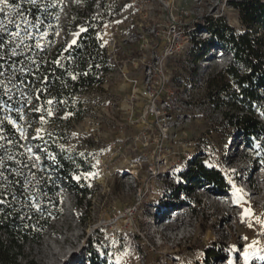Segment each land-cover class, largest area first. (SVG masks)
I'll use <instances>...</instances> for the list:
<instances>
[{
  "label": "rangeland",
  "instance_id": "rangeland-1",
  "mask_svg": "<svg viewBox=\"0 0 264 264\" xmlns=\"http://www.w3.org/2000/svg\"><path fill=\"white\" fill-rule=\"evenodd\" d=\"M21 1L45 15L51 11L57 33L82 22L111 24L120 43L116 60L138 81H125L117 64L77 92L83 111L57 146L62 175L54 177L47 165L29 176L8 211L17 228L7 230L26 234L15 243L22 253L17 262L87 264L93 249L102 264H264V138L246 141L229 120L244 110L223 103L222 95L210 97L207 88L228 53L219 56L215 44L205 56L197 51L203 56L195 62L191 44L168 57V81L150 85L158 104L153 114L140 93L148 79L139 57L162 48L163 37L151 31L166 35L173 15L185 31L207 35L211 17L242 32L230 0ZM140 34L149 39L143 49ZM257 35L264 37V30ZM253 113L264 123V102ZM197 161L218 171L227 186H189L181 172Z\"/></svg>",
  "mask_w": 264,
  "mask_h": 264
},
{
  "label": "built area",
  "instance_id": "built-area-1",
  "mask_svg": "<svg viewBox=\"0 0 264 264\" xmlns=\"http://www.w3.org/2000/svg\"><path fill=\"white\" fill-rule=\"evenodd\" d=\"M9 3L20 4V8L14 13H7L5 10L8 18L14 20L15 23H21L18 12H23L24 19L33 23L37 19L43 21L38 28L31 30L33 38L25 41L33 46L31 51L23 49V56L12 57L11 59L5 57V60H0V64H5L6 67L15 60L18 74L21 67L27 69L23 75H19L17 81V83L22 82L27 103L21 100L18 89L14 90L16 95L9 101L10 108L22 107L24 109L23 118H19L15 112L0 109V120H3L5 112H8V115L15 121V124H9L5 120L4 124L0 126L3 128L0 135L16 142L7 144L5 140H0V145L4 146V148H0V156L5 157L6 160V155H13L22 162L17 165L13 161L6 160L7 168L0 169L4 171L7 177L6 180L0 178V200H6V203L0 204V246L9 249L11 254L20 258L22 253L15 243L22 242V240L14 232L10 233L5 227L8 211L12 207V201L16 198L17 186L22 187L26 178L43 174L47 165L52 167L54 177L62 175L57 146L66 138L70 123L77 114H81L83 111V102L74 101V98H77L75 95L83 90L82 86L85 83L97 84L104 79L117 64L120 65L119 70L125 81L137 82L138 79L128 76L126 65L123 61L118 63L116 60V46H120V43L117 44L116 34L111 24L103 23L101 27H91L82 22L78 25L72 24L64 32L57 33L52 30V26L56 22L51 19V11L45 15L44 11H38L39 7H30L21 0H9ZM5 13H0V21L7 24ZM7 26L10 31L15 28V24ZM81 28H85L87 31L80 33ZM151 32L155 37H163L162 48L160 51L152 49L149 57L145 53L140 55L139 62L143 66L148 80L139 92L148 100L147 113L153 114L157 112L158 104L156 92L150 89V85L159 84L161 80L168 81L163 71L165 60L183 52L185 48L187 49L196 41L206 39L209 33L202 35L203 32H197L194 28H188L185 31L181 28V21L173 15L166 35H164L165 31L163 30L155 31L153 29ZM0 36L7 40V34L0 33ZM138 37L142 42L141 48H146L149 39L144 34H140ZM73 39L78 40L77 46L71 44ZM122 39L124 43L131 40L128 35ZM37 40L41 45L39 49L35 48ZM155 46L157 47V44ZM85 51L87 53H83ZM224 52L227 51L221 48L218 55L221 56ZM228 55V63H230L232 56L230 53ZM192 65L195 66V63L192 62ZM151 76L158 77L159 80H153ZM139 80L142 81L143 78L140 77ZM2 91L3 89H0V92ZM7 99L6 96H0V103ZM49 100H52L53 103L49 104ZM37 146L46 147L47 152L36 151ZM29 147L33 149L32 153L27 151ZM48 153L56 157L55 163L48 159ZM36 156L40 157L38 161ZM31 163H35L36 167L31 168ZM24 165L29 166L25 167ZM13 197L15 198L13 199Z\"/></svg>",
  "mask_w": 264,
  "mask_h": 264
},
{
  "label": "trees",
  "instance_id": "trees-1",
  "mask_svg": "<svg viewBox=\"0 0 264 264\" xmlns=\"http://www.w3.org/2000/svg\"><path fill=\"white\" fill-rule=\"evenodd\" d=\"M229 4L238 9L244 31L236 32L222 19L208 17L206 20L209 36L196 41L192 52L196 55L197 51H201L205 56L212 45L218 44L231 54L232 62L222 67L208 80L207 88L210 97L222 95L225 99L223 103L240 106L244 110L243 114L232 115L229 120L240 129L246 141H250L259 136L264 138V123L253 113L264 102V37L257 35L259 29L264 30V0H230ZM202 56L196 55L195 62ZM181 177L189 186L204 182L221 189L227 186L218 171L207 168L201 161L182 171ZM12 225V219H6L5 227L13 231L12 228L17 227ZM14 233L18 237L26 236L19 228ZM89 253L91 259L87 264L101 263L99 258L94 259L93 249H90ZM0 264L21 263L17 262L9 249L0 246Z\"/></svg>",
  "mask_w": 264,
  "mask_h": 264
},
{
  "label": "snow or ice",
  "instance_id": "snow-or-ice-1",
  "mask_svg": "<svg viewBox=\"0 0 264 264\" xmlns=\"http://www.w3.org/2000/svg\"><path fill=\"white\" fill-rule=\"evenodd\" d=\"M27 3L36 5V0H26ZM0 5H3L4 7H0V13H5V8H12L13 11H17L20 8V4H10L9 0H0ZM18 16L21 18V23H23L24 27L21 28V23H15L14 20L8 18L7 13H5V19L7 20V24H5L3 21H0V33L7 34V40H5L2 36H0V60H5V57L8 59H11L12 57L17 56H23L24 52L23 49H27L31 51L32 45L27 44L25 41L27 39H32V29L38 28L39 25L43 23V21L37 19L34 23L32 21H28L24 19V13L18 12ZM9 24H15L16 31H10L8 26ZM87 29L81 28L80 33H85ZM21 32H23V37H21ZM79 35V34H77ZM71 44L73 46L78 45V40L73 39ZM41 47L39 40H37L35 44V48L39 49ZM21 63H23L21 61ZM35 63V61H33ZM16 61L13 60L12 64L8 67L5 66V64H0V89H3L2 92H0V96H6L8 99L4 100L2 103H0V109H7L9 112H15L19 115V118H23V112L24 109L22 107L17 108H10L9 107V101L13 99V97L16 95V92L14 90H20L19 95L21 100H24L25 103H27V100H25V91L22 89V82L17 83L19 79V75H23L27 69L25 67H21L18 71L15 67ZM75 79V77H73ZM49 104H52L53 101L49 100ZM51 115V113H49ZM43 119V117H41ZM7 120L9 124H15V121L12 119L10 115H8V112H5V116L3 120H0V126L4 124V121ZM19 130V129H18ZM3 131V128L0 127V132ZM22 136V132H21ZM0 140H5L7 144H14L15 141L11 139H7L5 136L0 135ZM0 148H4L3 145H0ZM7 153V149H4ZM27 151L29 153L33 152L32 148H28ZM36 151L38 152H47V148H40L37 146ZM40 159L39 156H36V160L38 161ZM48 159H50L53 163L56 162V157L48 153ZM7 161H13L17 165H20L22 162L18 159H16L13 155H6ZM5 157L0 156V169H6L7 163H6ZM25 167H28L29 165H24ZM36 164L31 163V168H35ZM20 174V173H17ZM0 178L7 179V177L4 174V171L0 170ZM15 197H13L14 199ZM6 203V200H0V204Z\"/></svg>",
  "mask_w": 264,
  "mask_h": 264
},
{
  "label": "bare ground",
  "instance_id": "bare-ground-1",
  "mask_svg": "<svg viewBox=\"0 0 264 264\" xmlns=\"http://www.w3.org/2000/svg\"><path fill=\"white\" fill-rule=\"evenodd\" d=\"M163 215V214H162ZM160 216V215H159ZM228 217L227 214L223 215L222 220L226 219ZM159 222V220H157L156 222H154V225H157V223Z\"/></svg>",
  "mask_w": 264,
  "mask_h": 264
}]
</instances>
